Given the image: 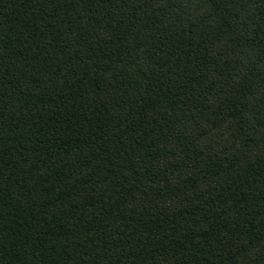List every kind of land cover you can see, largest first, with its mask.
I'll return each mask as SVG.
<instances>
[{
    "label": "trees",
    "instance_id": "16d2710c",
    "mask_svg": "<svg viewBox=\"0 0 264 264\" xmlns=\"http://www.w3.org/2000/svg\"><path fill=\"white\" fill-rule=\"evenodd\" d=\"M0 264H264V0H0Z\"/></svg>",
    "mask_w": 264,
    "mask_h": 264
}]
</instances>
